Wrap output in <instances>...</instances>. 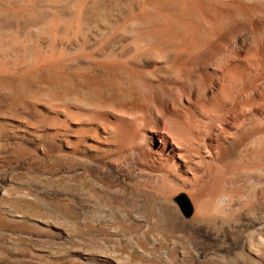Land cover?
<instances>
[{
    "label": "rangeland",
    "instance_id": "374dc122",
    "mask_svg": "<svg viewBox=\"0 0 264 264\" xmlns=\"http://www.w3.org/2000/svg\"><path fill=\"white\" fill-rule=\"evenodd\" d=\"M178 1L0 0V264H226L215 253L205 259L186 226L198 216L199 221L215 217L211 207L200 210L193 194L215 192L222 139L242 131L246 117L264 112V0H204L208 17H226L219 27L207 19L208 33L198 39L217 50L164 56L188 76L159 92L147 107L136 96V90H144L137 77L140 55L162 60L153 46L187 43V38L162 39L155 33L164 23L162 15L184 12V0ZM214 28L220 35L209 34ZM88 45L101 50L80 68L68 63L60 78L61 52H68L71 62L76 50ZM94 63L116 69L93 72ZM174 115L195 132L197 153L189 159L181 160L179 149L163 140L166 122L177 128ZM97 116L113 125L107 130ZM125 127L136 144L128 140L126 146L141 152L124 171L149 174L176 166L188 186L171 197L184 194L189 214L177 199L161 201L157 187L154 191L129 178L126 183L133 184L121 185L125 188L108 186L92 175L96 155H108ZM84 138L100 151L90 150ZM237 161L243 171L229 189L235 196L230 217L236 209L248 213L252 188L264 182V171L254 163ZM237 167L234 161L229 171Z\"/></svg>",
    "mask_w": 264,
    "mask_h": 264
},
{
    "label": "bare ground",
    "instance_id": "6f19581e",
    "mask_svg": "<svg viewBox=\"0 0 264 264\" xmlns=\"http://www.w3.org/2000/svg\"><path fill=\"white\" fill-rule=\"evenodd\" d=\"M58 1H60V0H58ZM210 1H212V0H210ZM177 2H179V1L177 0ZM180 2H182V1H180ZM180 5L181 4H179V7L183 6L182 8L185 9L184 12L183 13H180V12L174 13V14H170V15H166V16L162 15V17H163L162 19H163L164 23L162 24V26L157 25L155 33L157 36L163 37L162 39H164V38H168V39L185 38L186 39L187 38L188 39L187 43L182 44V45H175V46L162 45L159 43V45L153 46L152 51L154 53L160 55L161 57H163L164 59H162V60L157 59L155 57L156 55L155 56H151L148 54L146 55L145 52H144V54H142L140 51H138L141 53V55H140L141 60H139V65L137 66V68H138L137 71H139L138 72L139 74L137 73L138 74L137 77L139 78L141 85L144 88V90L141 89L142 91L141 92L139 91L140 93H138V91L136 90V96H137L138 101L141 104H143L144 106L148 107L151 104V102L154 103L155 100L157 99L159 92L166 90L167 88H169L172 85H178V84L180 85V83H181L180 81H183L184 77L188 76L187 75L188 73H186L182 70L176 71L178 68L177 67L175 68V62H171L173 59L169 61L166 58L167 56H169V55L171 56V54H173L174 52L179 53L181 56H183V55H189L191 52L194 53V52L204 51V50H209V51L217 50V46L216 47L215 46H205V45L199 44L201 42L198 41V39L202 38V37H200L201 35L208 33L206 31L207 28L205 27V25L207 26L206 23H208V22H206L207 19H208V21L211 22L212 25L219 27L220 24L222 23L223 19H225L226 17L224 18L221 16L223 18V19H221V17L216 15V13L215 14L211 13V15H209V17H210L209 18L208 17V11H207L208 9L206 10L208 4L206 5L204 3V0L203 1L202 0H184L183 4L181 6ZM231 5L234 6L235 4L231 3ZM175 6L177 7V5H175ZM235 6H236V8L239 7V5H237V4ZM248 6H250V5H248ZM143 8L146 9V6H143ZM191 8H193L195 10L190 11L189 9H191ZM195 11H197V12L195 13ZM162 12H161V14H162ZM172 12H174V11H172ZM215 12H216V10H215ZM236 12H237V9H236ZM242 12H243V10H242ZM237 15H239V14H237ZM142 16L144 18H147L149 16V14H148V12L144 11L142 13ZM239 17H240V15H239ZM150 19H152V18H150ZM227 19H229V21L231 22L232 21L231 19H233V18L228 17ZM229 21H228V24L231 25L232 22L230 23ZM157 24H159V23H157ZM233 24H234V22H233ZM153 25H155V24H153ZM212 25H210V26H212ZM255 26L260 28L262 26V24L259 22H256ZM212 28H213V26H212ZM220 32H221L220 30L215 29V30L211 31L209 34H212L213 36L216 37L217 35H220ZM16 40H18V39H16ZM202 42H203V39H202ZM100 47L101 46H93V45L81 46L80 48H78V50H76L74 58L71 60V62H68V61H70V60H68L69 58H67L69 55L68 52H66V51L61 52L60 59L57 63L58 64L57 65L58 70H59V72H57V73H60V76H61L60 78H64V76L67 74L66 72H67L68 66H69L68 63L73 62L75 64V66L80 68L81 65L84 64L83 62H87V61L89 62V60H92V58L95 57L96 52L101 50ZM146 49L147 48H145V50ZM63 50H65V48ZM124 53L126 54L127 50L122 51V53H121L122 56L125 55ZM147 53H149V52H147ZM54 54H56V53H54ZM137 55H138V53H137ZM164 56H166V57H164ZM53 57H54V55H53ZM140 57H139V59H140ZM123 59H125V58H123ZM120 62H122V61H120ZM54 63H55V61H54ZM94 64H95V67H93V68L91 67V69H93L92 70L93 72H101V71H105V72L110 71L111 72L112 70L116 69L115 67L110 68V67L105 66V65H100L97 63H94ZM3 66L5 67V65H3ZM55 66H56V64H55ZM125 66H127V65L125 64ZM34 68H36V67H34ZM34 68H33V72H34ZM55 68H53V69H55ZM198 69H203V66L200 65L198 67ZM122 70H124V69H122ZM6 71H7V69H6ZM30 71H31V69H30ZM195 71H198V70L196 69ZM195 71L190 72V76H192V77L196 76ZM0 72H2V71H0ZM51 72H52V70H51ZM174 72L175 73L177 72V74H178V76L176 75V79H174V77L172 76V75H174ZM127 73H128V71H127ZM52 77H54V75H52ZM127 79H129V77H127ZM26 80L23 83H25ZM21 81H23V80H21ZM19 83H21V82L19 81ZM136 88H138V87H136ZM140 88H141V86H140ZM157 88H160V89L156 90ZM262 94L263 93H261V96H262ZM132 99H133V97H132ZM262 100L264 101V99H262ZM263 101H262V103H264ZM262 103H261V105H262ZM136 106H138V105H136ZM63 108L65 109L66 107H63ZM139 108H141V107H139ZM133 109H135V108H133ZM63 112H64V110L62 111V113ZM102 115H101V117H102ZM105 116H107V115H105ZM105 116H104V118H105ZM256 116L258 118H255L254 115H253L254 118L246 117L247 119L245 118V120L243 121V129L241 128L242 131H240L239 133H236V134L231 133L230 136L228 135L226 138L222 139L221 144H220V153H219V157H218V170L215 171V176H216L215 192L211 195H208V196H205V195L199 196L197 194H193V195H195V197L196 196H197V198L199 197L198 198L199 201H200V198L202 196V200L200 202L195 201L196 204L199 203L198 206L201 204L199 206L200 210L202 208H206V207L210 208L211 207L213 209V211H215V217H213V219H211V220L210 219H202L201 221L198 220V219H200V218H198V217H200V216H198L199 215V212H198L197 219L194 218L193 221L190 223V225L186 226V229L188 230V232L190 233V235L192 237V241L199 247V250H200L201 254L205 257V259H206V256H208L209 254L215 253L216 256H219L226 264H264V182L258 184L257 187L252 188L253 189L252 190V196L253 197L250 200V207H249L248 213L242 211L241 209H236L237 211L234 210L235 213H232L233 215L231 217L227 215L229 213L228 209H230L231 206H234L233 204L235 203V196H233V193H231L230 192L231 190L229 191V189L234 185L233 181L234 180L236 181V179H238L239 173L243 171V168L241 169L240 161H237V159L238 160L240 159L241 162H244V161L249 162L250 161V162H252V164L254 163L253 165H255L257 171H260V170L264 171V112L261 114L260 117L258 115H256ZM99 117L100 116H97V118H99ZM100 118H99L100 122L105 120L104 118H102L103 120L101 121ZM174 118H176L177 123H178L177 128H174L173 125H170L169 124L170 122L169 123L166 122L164 132L162 133V135L164 136L163 140L165 141L166 145L173 146L174 148L179 149V151L181 153V155L179 154L181 160L182 159L184 160L187 158L189 159V157L191 155H194L197 153L196 147H195L196 140H197L195 138V136H196L195 132H192L191 131L192 129L190 130L188 127H186V124H185L186 121L184 120V118L182 116L174 115ZM107 120H109V119H107ZM105 121L102 122V126L105 123ZM167 121H169V120H167ZM100 122H99V124H101ZM112 125H113V122L110 123V121L109 122L106 121V123H105V127H107V130H108V127H111ZM121 126H123V125H121ZM125 128L121 129L122 135H121L120 141L117 142V145L115 144V145L110 146L109 152L106 150L108 152L107 153L108 155H106V156L105 155H96L95 159L93 160V165L90 169V172L92 173V175H96V177L99 178L103 182H108L106 185H108V186L111 185V186H115V187L117 186V187L125 188V186H121V185H126V186L129 185L130 186L131 184H133L132 182H135V181L139 182L140 181V183L143 182L142 185L147 187L148 189L150 188V189H153L155 191L156 190L155 188L157 187L160 190V192L157 194L160 196L161 201L167 202V200H170V201L176 203L175 199H177V198H176V196L171 197L172 194L174 192H176L177 190H179L180 188L187 187L188 183L186 182V180H184L182 178L183 175L179 172V169L176 168L175 165H174L175 167H171L168 164L166 166H163L159 171L152 172L149 174H147L145 172H144V174H142L141 172L139 173L137 170H134L131 172H128V171L125 172L124 171L125 167L131 168L132 164L135 162L134 160L137 159V156H139V155H137V153H139L137 151H140L138 148H136V146H133L131 148L126 146V142H128V140L130 139L127 137L128 133L130 131H127L129 129L128 128L125 129ZM112 129L109 128L110 131H112ZM104 130H105V132H107L106 129H104ZM131 134H134V133H131ZM131 137H132V135H131ZM133 139H134V137H133ZM129 142H130V140H129ZM84 143L87 144L85 138H84ZM133 144L131 142L129 143V145H133ZM134 145H136V144H134ZM87 146L89 147L90 150H92L96 153L98 151H100V149L97 148V146L94 147V146L88 145V144H87ZM60 149L62 152H65V145L63 143L60 144ZM243 152L244 153L248 152L249 155L243 156ZM234 161L236 162L238 167H237V170H235V172L231 173L229 171L230 170L229 167H230L231 163ZM128 170H130V169H128ZM238 171H240V172H238ZM86 173H87V171H86ZM123 173H127V177ZM206 173H208L207 175H210L209 172H206ZM210 173H211V171H210ZM212 175H213V173H212ZM204 177H206V175ZM204 177H202L203 180H204ZM209 177L207 176L206 178L208 179ZM126 178H129L130 181H132V182L126 183ZM206 178H205V180H207ZM201 181H202V179H201ZM144 183H145V185H144ZM147 188H145V189H147ZM193 189H195V188H193ZM237 191H238V189H237ZM179 195L180 194L178 193V196ZM165 204L167 205V203H165ZM202 212H204V211H202ZM11 213H14V212H11ZM212 215H213V213H212ZM1 222H2V219L0 218V223ZM176 257H178V255ZM60 258H61V256H60ZM134 259H135V257H133V260Z\"/></svg>",
    "mask_w": 264,
    "mask_h": 264
},
{
    "label": "water",
    "instance_id": "95a60500",
    "mask_svg": "<svg viewBox=\"0 0 264 264\" xmlns=\"http://www.w3.org/2000/svg\"><path fill=\"white\" fill-rule=\"evenodd\" d=\"M177 201L179 202V204L182 207V209L187 211V212H185L186 214H189L191 212L190 203H189L188 199L186 198V196L184 194H180L177 197Z\"/></svg>",
    "mask_w": 264,
    "mask_h": 264
}]
</instances>
